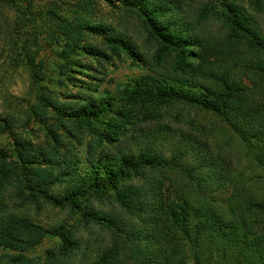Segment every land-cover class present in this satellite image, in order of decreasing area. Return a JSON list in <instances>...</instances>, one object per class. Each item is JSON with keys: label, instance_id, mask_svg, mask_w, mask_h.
Returning a JSON list of instances; mask_svg holds the SVG:
<instances>
[{"label": "trees", "instance_id": "16d2710c", "mask_svg": "<svg viewBox=\"0 0 264 264\" xmlns=\"http://www.w3.org/2000/svg\"><path fill=\"white\" fill-rule=\"evenodd\" d=\"M142 2L147 38L156 50L152 68L102 103L88 96L78 108L83 96H77L76 104L67 102L72 112L40 98L57 118L78 122L93 143L112 145L115 154L100 158L110 159L107 174L53 196L49 187H64L78 158L47 151L38 159L20 143L14 152L24 183L57 208L67 202L78 207L90 195L108 201L114 210L108 214H81L108 235L91 264H264V34L232 0H214L210 10L186 19L176 0ZM214 21L218 28L211 29ZM100 36L135 65L145 61L127 38L111 37L109 30ZM71 49L60 56L68 59ZM178 108L194 111L178 117L186 119L185 127L163 119L161 110L171 114ZM31 166L43 174L32 173ZM33 202L39 206L38 199ZM33 227L36 240L38 234H58V227L46 229L14 215L0 221V234L30 244L25 236Z\"/></svg>", "mask_w": 264, "mask_h": 264}, {"label": "rangeland", "instance_id": "374dc122", "mask_svg": "<svg viewBox=\"0 0 264 264\" xmlns=\"http://www.w3.org/2000/svg\"><path fill=\"white\" fill-rule=\"evenodd\" d=\"M176 1L185 19L199 10H210L214 4V0ZM252 1L232 0L246 9L264 34V0L260 6H254ZM146 6L147 2L141 0H0V120L9 124L6 131L0 121V156H5L0 159V167L2 174H7L4 181L0 179V221L14 215L29 219L35 226L58 227L56 236L38 234L37 240V229L31 228L32 233L25 236L30 244H18L9 239V233L4 234L7 237L0 234V264H91L107 244V231L81 214L87 209L108 214L114 211H109L108 201L90 195L80 199L78 207H72L70 202L53 207L40 199L39 192L28 190L14 150L21 143L28 154L38 159L47 151L56 158H78L70 181L64 187H49L53 196L92 183L95 175L100 179L107 174L110 159L100 158L110 154L112 145L93 143L91 136L79 129L78 122L57 118L54 110L42 106L40 98L62 104L72 112L75 110L67 102L76 104L77 96H83L80 108L88 96L102 103L131 87L133 79L152 68L154 62L155 46L148 40L145 28ZM149 15L159 22L153 13ZM218 25V21L210 24L211 29ZM104 30H109L111 37L119 34L135 44L145 63L137 66L124 51L109 49L100 36ZM16 42H20L19 48ZM68 47L72 48L68 59L61 57L60 52ZM158 71L167 73L165 69ZM174 111L171 110L175 114L172 117L161 110L163 119L172 127H185L186 119L178 120L194 112L182 108ZM31 167L32 173L43 174L40 167ZM26 168L30 166L26 164ZM45 170L49 173L51 167ZM34 199H38L39 206Z\"/></svg>", "mask_w": 264, "mask_h": 264}]
</instances>
